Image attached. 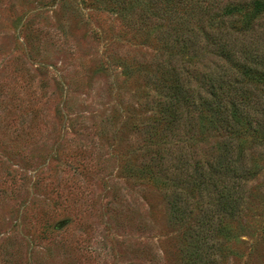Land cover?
Returning <instances> with one entry per match:
<instances>
[{"label": "rangeland", "instance_id": "rangeland-1", "mask_svg": "<svg viewBox=\"0 0 264 264\" xmlns=\"http://www.w3.org/2000/svg\"><path fill=\"white\" fill-rule=\"evenodd\" d=\"M253 1L0 0V264H186L185 226L138 167L157 150L170 148L165 170L179 154L215 150L223 135L208 119L180 138L168 130V70L183 68L201 93L218 76L231 81L233 60L264 71V13L246 17ZM210 6L212 39L192 24L195 56L182 55L177 21ZM218 40L232 61L217 55ZM243 84L252 100L239 108L264 105V85ZM251 146L257 161L260 143ZM247 189L249 227L223 264H264V169Z\"/></svg>", "mask_w": 264, "mask_h": 264}, {"label": "trees", "instance_id": "trees-1", "mask_svg": "<svg viewBox=\"0 0 264 264\" xmlns=\"http://www.w3.org/2000/svg\"><path fill=\"white\" fill-rule=\"evenodd\" d=\"M149 1L155 5L156 0ZM164 1L171 5L176 1L180 5L182 1L183 7L192 5V0ZM250 5L251 10L246 13L250 21L258 14L264 13V1L255 0ZM242 9V6L237 7L229 13ZM210 13L211 6L207 10L204 9L196 21L191 19L177 21L178 30L172 37V42L176 46L181 45L182 55L192 47L191 52L195 56L194 47L198 35L192 24L199 28L204 38L210 42L212 36L208 30L212 28L215 30L218 27L215 26L218 18L216 15L212 18ZM146 15L147 13L143 14ZM204 20L207 23L206 28ZM218 41V45L222 47L218 48L217 55L232 61L234 56L230 50L224 48L220 40ZM232 64L235 67V74L228 77L231 81L229 82L223 75L218 76L217 84L207 87L204 93L190 91L185 78H181L185 74L183 68L176 70L171 67L168 70L170 77L166 86V100L162 106L168 130L173 132L174 128V131L177 130L175 137L180 138L188 131L185 130L186 125L191 127L195 119L199 121L208 119L214 132L223 135L215 150L199 160L193 156L179 154L177 164L173 167L171 162L166 170L163 160L168 156L167 151L170 148L157 150L147 164H140L138 167L143 179H148L158 187H164L171 218L175 224L185 226L186 264L225 263L230 252L227 243L240 233L246 232L249 227L248 220H244L249 212L247 183L264 169V162L259 163L264 161V105L258 98L259 109L253 111L240 109V103L246 101L247 104L252 98L250 99L251 95L247 97V92L241 93L242 90L238 87L244 80L264 85V71L250 68L237 60H233ZM181 129L183 134H180ZM255 141L260 143L257 161L253 157L249 158L251 144ZM182 150L181 147L180 151ZM263 207L257 208L259 212L257 224L264 219Z\"/></svg>", "mask_w": 264, "mask_h": 264}]
</instances>
